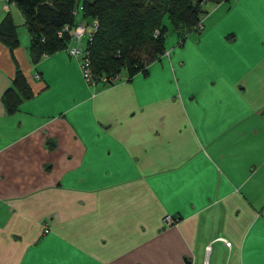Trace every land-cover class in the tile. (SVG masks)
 I'll use <instances>...</instances> for the list:
<instances>
[{
	"label": "crops",
	"instance_id": "crops-1",
	"mask_svg": "<svg viewBox=\"0 0 264 264\" xmlns=\"http://www.w3.org/2000/svg\"><path fill=\"white\" fill-rule=\"evenodd\" d=\"M5 2L0 264H264V0L94 85L64 49L32 61ZM17 69L31 95L9 113Z\"/></svg>",
	"mask_w": 264,
	"mask_h": 264
},
{
	"label": "trees",
	"instance_id": "trees-1",
	"mask_svg": "<svg viewBox=\"0 0 264 264\" xmlns=\"http://www.w3.org/2000/svg\"><path fill=\"white\" fill-rule=\"evenodd\" d=\"M220 1L6 0L13 3L22 16L29 36L28 51L32 61L65 49L68 36L65 33L58 35L63 25L83 21L87 24L88 32L92 29L88 24L95 20L91 39L85 41L95 80L122 71L126 77L144 72L146 65L165 50L166 26L162 24L163 16L175 32L195 30L198 22L202 27L204 5ZM76 14L78 19L75 18ZM0 41L9 48L18 45L16 26L8 13L0 21ZM30 95L23 74L17 69L11 86L4 90L1 100L6 111L11 113L21 99Z\"/></svg>",
	"mask_w": 264,
	"mask_h": 264
},
{
	"label": "built area",
	"instance_id": "built-area-1",
	"mask_svg": "<svg viewBox=\"0 0 264 264\" xmlns=\"http://www.w3.org/2000/svg\"><path fill=\"white\" fill-rule=\"evenodd\" d=\"M6 4H7L6 2L3 4V8L5 9L7 8ZM88 25L92 27V29L87 32V24L83 21L76 23L74 25L65 24L58 32V35L65 33L68 36V42L70 43L65 47L64 50L67 52V54L70 57L78 60L80 72L85 82H87L90 85H94L96 80L90 68V63L87 57V50L85 48V44L82 47L79 45V42L81 41V38L84 36V34H87L86 40L89 41L91 39L93 29L96 26V21L92 20L91 23ZM200 29H201V25L200 22H198L195 25V30H200ZM118 80L119 78H109L104 76L99 78V81L105 84L115 83ZM162 221L165 225L173 222V220H171L168 216H164ZM219 239H221L226 246H229V241H226L223 238H219Z\"/></svg>",
	"mask_w": 264,
	"mask_h": 264
},
{
	"label": "rangeland",
	"instance_id": "rangeland-1",
	"mask_svg": "<svg viewBox=\"0 0 264 264\" xmlns=\"http://www.w3.org/2000/svg\"><path fill=\"white\" fill-rule=\"evenodd\" d=\"M233 1L234 0H222L216 4L208 3L206 6H204L205 14L207 13V16L210 14L208 20H206L207 23H205V24H207V26H210L211 24H209V23L211 22V19H215V20L219 21L221 19V17H224V13L228 7H231V9L234 8ZM204 15L201 17L202 25H203ZM75 18L78 19V14L75 15ZM221 23L223 24V27H227V26L234 27V24H233L234 23V9L230 12V14L228 16H226L224 18L223 22H221ZM162 24L166 26V33H165L164 42H163L164 48H166L167 42H170V43H173L174 45H177V44H180L179 39H182L183 41H185V40L187 41V39L194 37L197 34V32H199V31H195V30H190V31L186 32V31H183V29L178 30L180 33L175 32L170 27L165 16H163V18H162ZM86 36H87V34H85L81 38V41L79 42V45L81 47L85 44ZM183 41H181V42H183ZM125 75L126 74L122 71L121 73H117L114 75L109 74V76H107V77L120 79L121 77H123Z\"/></svg>",
	"mask_w": 264,
	"mask_h": 264
}]
</instances>
